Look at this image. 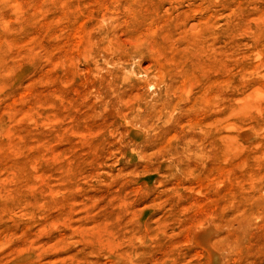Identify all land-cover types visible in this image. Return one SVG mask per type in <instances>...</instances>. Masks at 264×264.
Returning a JSON list of instances; mask_svg holds the SVG:
<instances>
[{"label":"rangeland","instance_id":"rangeland-1","mask_svg":"<svg viewBox=\"0 0 264 264\" xmlns=\"http://www.w3.org/2000/svg\"><path fill=\"white\" fill-rule=\"evenodd\" d=\"M0 264H264V0H0Z\"/></svg>","mask_w":264,"mask_h":264}]
</instances>
